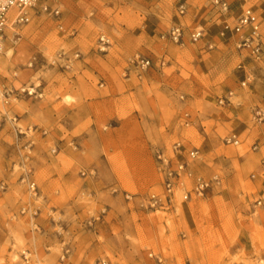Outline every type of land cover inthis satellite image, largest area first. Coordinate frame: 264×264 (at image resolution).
Here are the masks:
<instances>
[{
  "label": "rangeland",
  "instance_id": "obj_1",
  "mask_svg": "<svg viewBox=\"0 0 264 264\" xmlns=\"http://www.w3.org/2000/svg\"><path fill=\"white\" fill-rule=\"evenodd\" d=\"M212 1L190 0L200 11L178 16L173 0H54L59 17L35 12L8 32L0 55V264H264V202L256 204L264 184L251 178L264 159V124L251 116L264 105V81L254 74L264 58L244 59L219 37L237 0H227L224 17ZM176 22L186 35L202 24L206 39L188 36L182 48L159 41ZM135 55L153 63L141 78L126 72ZM228 92L237 116L216 135L221 127L210 118ZM229 134L237 146L223 142ZM176 141L201 151L197 174L220 184L150 210L148 196L161 192L154 152Z\"/></svg>",
  "mask_w": 264,
  "mask_h": 264
},
{
  "label": "built area",
  "instance_id": "obj_2",
  "mask_svg": "<svg viewBox=\"0 0 264 264\" xmlns=\"http://www.w3.org/2000/svg\"><path fill=\"white\" fill-rule=\"evenodd\" d=\"M54 0H0V55L2 54L5 42L8 39V32L17 30L18 28L30 23L33 14L38 12L40 14L53 16L55 18L60 15V8L52 6ZM175 9L178 16H183L187 11V3L185 0H174ZM249 0H238V10L232 24L223 21L219 30V37L227 39V43H232L234 48L240 52L241 57L249 59L252 62H258L264 57V38L262 35L259 18L253 9L248 4ZM211 4L218 8L219 13L224 17L231 11V6L227 0H213ZM204 32L202 29L193 30L189 34V42L196 43L203 38ZM14 37H18L14 34ZM234 39L232 40V38ZM161 39L169 41L176 45H183L185 34L183 28L178 25H172L166 31ZM18 40V39H17ZM100 52H104L108 46V42L104 37L100 38ZM213 45L208 44V49H212ZM75 59L79 58V54L73 55ZM152 61L144 56L135 55L128 59V68L126 72L134 73L141 78L151 67ZM33 62L27 64L31 68ZM165 65L164 60H160L157 65L158 69H162ZM238 70H246L242 64L237 66ZM13 78L17 77V72L12 74ZM241 87H246L247 82H241ZM13 92V91H12ZM20 93L33 94V89H21ZM232 93L218 101L220 107H227L232 105ZM252 120L258 124H264V107H255L251 113ZM185 126H189L190 116L184 114ZM226 145L237 146L239 140L235 134H229L223 138ZM256 149V147H255ZM157 172L161 177L160 186L161 192L152 193L148 196L146 207L150 210H169L174 207L176 203V194L181 192V202L189 201L192 196L203 197L209 191H212L214 185H219L220 180L214 177L207 180L199 176L194 170V163L200 160V151L197 148H186V146L176 141L172 144L170 149H157L154 152ZM253 180L259 179L264 184V159L259 163L256 173L251 175ZM25 181V180H23ZM29 189L34 190L35 184L28 183ZM126 199L130 196L126 195ZM264 202V188L262 194L256 200L257 206ZM157 264H162L160 258H156ZM97 264H109L105 260H99Z\"/></svg>",
  "mask_w": 264,
  "mask_h": 264
},
{
  "label": "crops",
  "instance_id": "obj_3",
  "mask_svg": "<svg viewBox=\"0 0 264 264\" xmlns=\"http://www.w3.org/2000/svg\"><path fill=\"white\" fill-rule=\"evenodd\" d=\"M186 3H187V11H186V16L189 14V12L191 13H194L193 10H197V11H200V6H195L193 5L190 0H185ZM236 1V0H235ZM237 4H238V0L236 1ZM208 1L205 2L204 7L208 5ZM173 4H175V1L173 0ZM249 6L253 9V11L256 13V15L258 16L259 18V22H260V27H261V31H262V35H263V38H264V0H249L248 2ZM237 10H238V7H237ZM203 14H207V12L203 13ZM204 15V16H205ZM211 18L213 17V15L211 14L210 15ZM203 18V17H202ZM201 19V18H200ZM218 19V17H215L213 22H215L216 20ZM231 19H235V17H231ZM175 24H178L180 25L182 28H183V31H184V34H185V39H188V36L189 35H186L188 32L187 30L182 26V24L180 22H176ZM195 25H197V27L195 26L192 30H190V33L193 31V30H196L198 28H201L204 32V35H203V38L201 40H199L200 42H203L206 37H207V33L206 31H204L203 29V25L202 24H199V23H195ZM199 25V26H198ZM189 33V34H190ZM162 35L160 36L159 38V41H163V42H167L166 40H163L161 39ZM234 39V37L232 38V40ZM187 41L185 40L184 41V44L183 45H178L179 47H185ZM205 44H212L213 47L215 48L216 47V44H215V41L214 40H209V41H206ZM231 46L232 43H230ZM264 58V57H263ZM257 66V65H256ZM150 70V69H149ZM16 72V71H15ZM14 73V72H13ZM255 76L258 77V76H262L263 78V81H264V65H263V68L262 69H256V71L254 72ZM18 76V75H17ZM243 82V81H242ZM4 87V86H3ZM2 87V88H3ZM264 89V87H263ZM228 93H232L233 94V98H235V94L233 92H228ZM227 93V94H228ZM226 94V95H227ZM224 95V96H226ZM223 96V97H224ZM240 106V105H238ZM237 106V107H238ZM257 107H260V106H257ZM261 107H264V105H262ZM221 110L220 111H213L212 112V116L210 118V121L214 122L215 123V129L216 127L220 126L221 128L218 129L216 135H221V134H224L228 131V127L227 125L233 123V121L235 120V116H237V111H236V107L232 104L230 106H227V107H219ZM200 155H201V158L199 160L198 163H202V161L204 160L203 159V154L202 152L200 151ZM196 163V164H195ZM194 163V170L196 173H200L199 170L196 168L197 166V162ZM198 171V172H197Z\"/></svg>",
  "mask_w": 264,
  "mask_h": 264
},
{
  "label": "bare ground",
  "instance_id": "obj_4",
  "mask_svg": "<svg viewBox=\"0 0 264 264\" xmlns=\"http://www.w3.org/2000/svg\"><path fill=\"white\" fill-rule=\"evenodd\" d=\"M38 264H41V263H38Z\"/></svg>",
  "mask_w": 264,
  "mask_h": 264
}]
</instances>
